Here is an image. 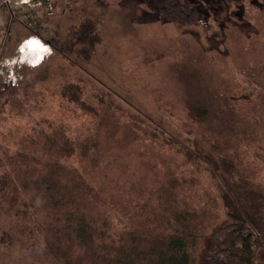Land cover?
Here are the masks:
<instances>
[{"label":"rangeland","instance_id":"1","mask_svg":"<svg viewBox=\"0 0 264 264\" xmlns=\"http://www.w3.org/2000/svg\"><path fill=\"white\" fill-rule=\"evenodd\" d=\"M8 1L0 177L18 187L0 199V264H120L171 233L173 215L209 264L227 217L220 184L191 161L197 144L227 143L264 191V0H227L229 12L205 0ZM42 178L76 203L42 198Z\"/></svg>","mask_w":264,"mask_h":264},{"label":"trees","instance_id":"2","mask_svg":"<svg viewBox=\"0 0 264 264\" xmlns=\"http://www.w3.org/2000/svg\"><path fill=\"white\" fill-rule=\"evenodd\" d=\"M190 115L203 122L208 113L206 108L197 105L191 109ZM229 150L227 143L219 144L212 141L206 147L197 144L195 157L191 160L196 165H204L214 180L220 184L226 209L227 220L210 234L207 259L209 264H255L259 257L264 263V191L262 188L254 187L252 179L247 178L244 173H238V165L233 162L235 153L229 154ZM0 179L2 203L3 198L8 195L5 191L16 190L18 185L11 178ZM40 186L45 188L46 192L42 198L55 206L65 205L68 200L76 203L71 196L62 197L58 191L53 192V182L49 179H39L37 188H42ZM30 198L32 201L36 199L34 195H30ZM64 217L68 225L75 220L71 227L79 239L84 240L88 237L87 222L84 221L81 225L80 220L70 211L65 213ZM171 223L173 229L171 233L158 242L149 247L133 246L132 260L118 257L115 261L120 264H196L192 252L196 246L195 236L181 224L179 215H173ZM122 248L123 245L116 250L122 251Z\"/></svg>","mask_w":264,"mask_h":264},{"label":"flooded vegetation","instance_id":"3","mask_svg":"<svg viewBox=\"0 0 264 264\" xmlns=\"http://www.w3.org/2000/svg\"><path fill=\"white\" fill-rule=\"evenodd\" d=\"M207 3L211 2V3H214V1L216 3H220L222 4V9H224L225 11L229 12V2L227 0H205ZM225 1V3H223ZM236 5H237V8L239 9H242L244 7V2L242 0H232ZM239 1H241V3H239ZM240 4L243 5L242 7H240ZM211 6V4H210ZM216 9H219V8H216ZM250 9V7L248 8ZM242 12V11H241ZM245 14V12H244Z\"/></svg>","mask_w":264,"mask_h":264},{"label":"built area","instance_id":"4","mask_svg":"<svg viewBox=\"0 0 264 264\" xmlns=\"http://www.w3.org/2000/svg\"><path fill=\"white\" fill-rule=\"evenodd\" d=\"M9 2L8 0H4V4ZM20 4H28L29 0H19L18 1ZM38 3H40V0L38 1ZM2 3L0 2V7H1Z\"/></svg>","mask_w":264,"mask_h":264}]
</instances>
